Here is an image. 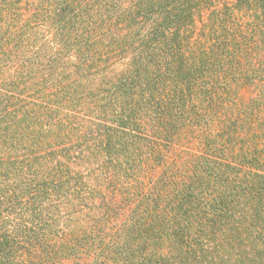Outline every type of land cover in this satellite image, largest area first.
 Returning <instances> with one entry per match:
<instances>
[{
    "label": "trees",
    "instance_id": "obj_1",
    "mask_svg": "<svg viewBox=\"0 0 264 264\" xmlns=\"http://www.w3.org/2000/svg\"><path fill=\"white\" fill-rule=\"evenodd\" d=\"M0 264H264V0H0Z\"/></svg>",
    "mask_w": 264,
    "mask_h": 264
},
{
    "label": "rangeland",
    "instance_id": "obj_2",
    "mask_svg": "<svg viewBox=\"0 0 264 264\" xmlns=\"http://www.w3.org/2000/svg\"><path fill=\"white\" fill-rule=\"evenodd\" d=\"M225 1H229V0H225Z\"/></svg>",
    "mask_w": 264,
    "mask_h": 264
}]
</instances>
